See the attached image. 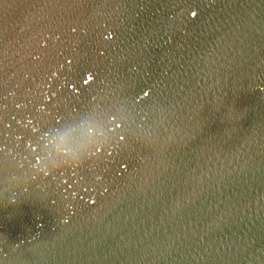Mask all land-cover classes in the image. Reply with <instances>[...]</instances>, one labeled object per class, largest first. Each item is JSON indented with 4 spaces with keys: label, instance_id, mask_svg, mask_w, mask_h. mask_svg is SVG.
Here are the masks:
<instances>
[{
    "label": "water",
    "instance_id": "obj_1",
    "mask_svg": "<svg viewBox=\"0 0 264 264\" xmlns=\"http://www.w3.org/2000/svg\"><path fill=\"white\" fill-rule=\"evenodd\" d=\"M0 264H264V0H0Z\"/></svg>",
    "mask_w": 264,
    "mask_h": 264
},
{
    "label": "clouds",
    "instance_id": "obj_2",
    "mask_svg": "<svg viewBox=\"0 0 264 264\" xmlns=\"http://www.w3.org/2000/svg\"><path fill=\"white\" fill-rule=\"evenodd\" d=\"M193 15H195V13H192ZM78 166H81V165H78Z\"/></svg>",
    "mask_w": 264,
    "mask_h": 264
}]
</instances>
